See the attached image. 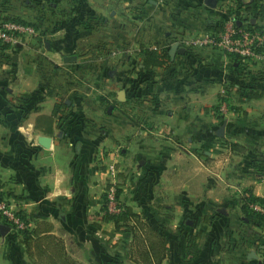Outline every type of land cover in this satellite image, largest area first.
Instances as JSON below:
<instances>
[{"label":"crops","instance_id":"1","mask_svg":"<svg viewBox=\"0 0 264 264\" xmlns=\"http://www.w3.org/2000/svg\"><path fill=\"white\" fill-rule=\"evenodd\" d=\"M249 1L0 0V15L35 29L0 46V196L25 210L28 228L45 221L77 237L118 175L134 211L155 199L184 235L201 231L200 254L185 264H263L264 229L242 204L247 190L264 198V53L237 59L220 43H194L238 15L264 28ZM141 45L168 50L169 61L145 67ZM99 221L117 240L89 262L138 264L133 234ZM3 226L0 264H32L22 235ZM170 246L162 264L181 260Z\"/></svg>","mask_w":264,"mask_h":264},{"label":"trees","instance_id":"2","mask_svg":"<svg viewBox=\"0 0 264 264\" xmlns=\"http://www.w3.org/2000/svg\"><path fill=\"white\" fill-rule=\"evenodd\" d=\"M252 4L255 5L257 15H264V2L261 0H251L246 3L247 9H250ZM0 17L25 22L24 20L13 16L0 15ZM237 18L243 22L244 20H249V23H251L250 25H253L254 28L264 31V28L257 21H253V17L249 15H238ZM243 22L239 26L243 25ZM225 25V22H221L218 25H212L208 28V31L217 34L224 29ZM10 44L11 43L0 42V46L3 47H7ZM141 47L145 52V67L150 68L156 65H165L169 61L170 54L168 50L159 51L158 49L145 47L144 45H141ZM229 54L233 55L237 59L242 57L236 53ZM252 94L255 96L258 95L256 92H253ZM221 99H226V97L221 96ZM60 106L61 104L57 103L54 111L57 112ZM219 107L220 105L218 104L215 109L218 110ZM120 192L121 189L117 188V195H119ZM246 192L247 194L244 196V202L242 204L246 220L252 221L257 225L262 226L264 229V212L252 207V204L255 202L264 204V198L255 195L252 190H247ZM105 210L106 211H103L102 214L95 213L93 215H89V217H94L96 220L112 219L115 221L117 229H120L122 226L126 228L127 226L128 230L133 232L135 238L140 240V242H143L145 245L138 258L140 264H162L169 252V238L166 235H164L158 228L152 229L147 223H145L143 227H140L141 231H139L134 223L143 224V220L141 219L140 214L134 211L131 205L123 204V208L117 213L110 212L107 209ZM17 214L24 220V222L28 223L26 212L23 208H19L17 210ZM131 220H133L134 223H131ZM96 224L97 226H100V223H97V221ZM22 230V234L25 236L23 242L25 243L27 252L31 257L34 252L32 251V247H35L37 250L35 255L37 257L46 255L49 262L48 264H74L73 258L70 257L64 246H58L57 242L59 239L57 235L52 232L51 223L44 221L38 223L35 228L30 229L27 227V229ZM200 237L201 231L186 233L183 244L185 263L199 256L201 251L199 244ZM262 251L264 254V246Z\"/></svg>","mask_w":264,"mask_h":264},{"label":"rangeland","instance_id":"3","mask_svg":"<svg viewBox=\"0 0 264 264\" xmlns=\"http://www.w3.org/2000/svg\"><path fill=\"white\" fill-rule=\"evenodd\" d=\"M112 177L109 178L111 180ZM115 180L112 182L108 183V191L106 192V204L103 207V211L105 212L107 209L110 212L117 213L123 208L124 202L120 199L119 195H117V188H120V184H123V177L118 175L113 177ZM109 191H113L115 194V197L113 199V202L109 199ZM19 209V208H18ZM17 209V210H18ZM103 213V212H102ZM141 216V219L143 220V224H135L133 220H131V223H134V225L137 227L139 231H141L140 227H143L145 223H147L152 229H159L164 235H166L169 238V250H170V245L173 244L174 247L178 250L180 254L181 260L179 262H176V264H185V255H184V249H183V244H184V229L182 224H173L169 222L168 216H170V212L168 210V207L163 204H159L157 200L153 199L152 204L146 205L144 209H141L138 212ZM2 214H0V218L4 221L5 226H8L12 230L15 231V233H19L22 235L23 239H25V236L22 234L23 230L22 229H27L28 223L24 222L22 226H18L15 223H12L8 220H5L1 217ZM92 220L89 222H77L78 228L76 229V233L78 234L77 237L75 236H60L58 234V246H64L65 250L67 253L70 255V257L73 258L74 264H91L89 262V256L97 260L99 257L100 259L103 258V248L105 246H111L113 244L114 240H117L114 236L115 233L110 232V237L106 236L107 230L102 228V222L96 220L94 217H91ZM135 219V218H134ZM101 220V219H100ZM100 223V226H97L96 224ZM125 223V222H124ZM52 228L54 224H52ZM140 225V226H139ZM175 226V227H174ZM63 232L65 231L64 228H60ZM91 230H97L99 231L95 235H91L92 237H87V235L90 233L89 231ZM116 231L124 230L129 233H132V231L128 230V227L124 228L122 226L120 229L115 228ZM188 230V229H187ZM189 231V230H188ZM114 237V238H113ZM108 241V243H107ZM144 243L140 242L137 238H135L133 234L132 240H130V247H129V253L130 256L133 260L138 262V258L140 256V252L143 250ZM33 256L29 257L31 258L32 264H48V258L46 255H42L40 257H37L36 254V248L32 247ZM102 253V254H101ZM129 256V255H128ZM20 258V256L18 257ZM130 258V257H129ZM99 260V259H98ZM22 264V261H20ZM98 264L100 261H96ZM164 264H168L167 262H164Z\"/></svg>","mask_w":264,"mask_h":264},{"label":"built area","instance_id":"4","mask_svg":"<svg viewBox=\"0 0 264 264\" xmlns=\"http://www.w3.org/2000/svg\"><path fill=\"white\" fill-rule=\"evenodd\" d=\"M255 21V19H252ZM243 21L237 17L231 18L222 31L217 34L208 32L205 37L194 41V43H220L227 52L236 53L244 58H254L264 53V31L254 28L250 25L249 20H244L243 25L239 26ZM34 26L12 19H4L0 17V42L15 43L25 36L32 35ZM219 111L224 112L229 108L228 99H221ZM109 199L113 202L115 193L109 191ZM260 210L264 212V206L260 205ZM0 214L5 220L22 226L24 220L17 214L11 202L4 196H0Z\"/></svg>","mask_w":264,"mask_h":264},{"label":"water","instance_id":"5","mask_svg":"<svg viewBox=\"0 0 264 264\" xmlns=\"http://www.w3.org/2000/svg\"><path fill=\"white\" fill-rule=\"evenodd\" d=\"M174 51V50H173ZM77 58V56L75 54H71V55H66L65 56V60L66 61H72V60H75ZM221 133V132H220ZM223 133V131H222ZM221 133V134H222ZM39 141L40 143H42L43 145L45 146H49L50 143H51V136L49 135H40L39 136ZM9 230V227L8 226H3L2 227V232L3 233H6L7 231Z\"/></svg>","mask_w":264,"mask_h":264}]
</instances>
